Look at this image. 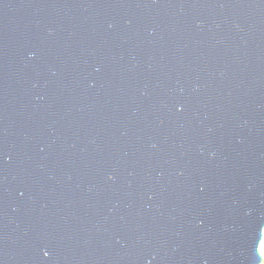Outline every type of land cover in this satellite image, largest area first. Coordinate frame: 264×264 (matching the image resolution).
<instances>
[{"label":"water","instance_id":"obj_1","mask_svg":"<svg viewBox=\"0 0 264 264\" xmlns=\"http://www.w3.org/2000/svg\"><path fill=\"white\" fill-rule=\"evenodd\" d=\"M0 264H264V0H0Z\"/></svg>","mask_w":264,"mask_h":264}]
</instances>
